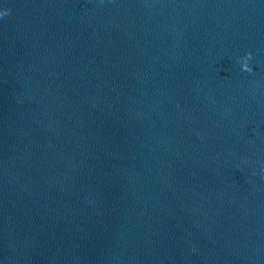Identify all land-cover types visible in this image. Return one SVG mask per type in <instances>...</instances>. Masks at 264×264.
Instances as JSON below:
<instances>
[{"label":"water","instance_id":"obj_1","mask_svg":"<svg viewBox=\"0 0 264 264\" xmlns=\"http://www.w3.org/2000/svg\"><path fill=\"white\" fill-rule=\"evenodd\" d=\"M4 9L0 264H264V0Z\"/></svg>","mask_w":264,"mask_h":264},{"label":"clouds","instance_id":"obj_2","mask_svg":"<svg viewBox=\"0 0 264 264\" xmlns=\"http://www.w3.org/2000/svg\"><path fill=\"white\" fill-rule=\"evenodd\" d=\"M10 15L9 9H4L3 11H0V18ZM242 60V63L240 61ZM252 60V53L251 52H245L243 56L238 57V63L240 64V69L243 72H252L253 69L250 65V61Z\"/></svg>","mask_w":264,"mask_h":264}]
</instances>
